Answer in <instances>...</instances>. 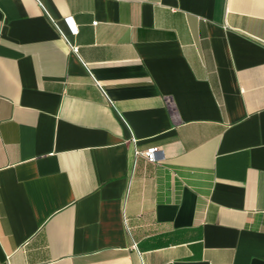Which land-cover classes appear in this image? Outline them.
I'll return each instance as SVG.
<instances>
[{"label": "crops", "instance_id": "1", "mask_svg": "<svg viewBox=\"0 0 264 264\" xmlns=\"http://www.w3.org/2000/svg\"><path fill=\"white\" fill-rule=\"evenodd\" d=\"M0 264H264V0H0Z\"/></svg>", "mask_w": 264, "mask_h": 264}, {"label": "built area", "instance_id": "2", "mask_svg": "<svg viewBox=\"0 0 264 264\" xmlns=\"http://www.w3.org/2000/svg\"><path fill=\"white\" fill-rule=\"evenodd\" d=\"M96 20L92 21V24H95ZM77 31V29L74 27V32ZM71 48L74 52L77 51V45H72ZM161 149L157 145H150L146 147L145 149H134L135 155H143L148 161H156L159 158Z\"/></svg>", "mask_w": 264, "mask_h": 264}]
</instances>
